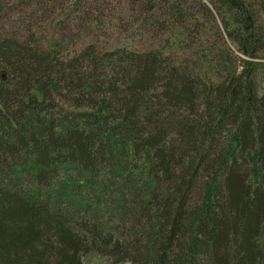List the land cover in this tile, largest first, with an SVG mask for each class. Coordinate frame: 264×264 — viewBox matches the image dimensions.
<instances>
[{
	"label": "trees",
	"instance_id": "trees-1",
	"mask_svg": "<svg viewBox=\"0 0 264 264\" xmlns=\"http://www.w3.org/2000/svg\"><path fill=\"white\" fill-rule=\"evenodd\" d=\"M208 1L247 58L215 85L0 42V264H264V0Z\"/></svg>",
	"mask_w": 264,
	"mask_h": 264
},
{
	"label": "rangeland",
	"instance_id": "rangeland-1",
	"mask_svg": "<svg viewBox=\"0 0 264 264\" xmlns=\"http://www.w3.org/2000/svg\"><path fill=\"white\" fill-rule=\"evenodd\" d=\"M1 41L30 42L64 63L87 48L102 57L122 49L156 52L207 86L241 73L247 60L208 0H0ZM255 63L264 88V53ZM56 103L70 112L86 109ZM81 264L114 263L90 252Z\"/></svg>",
	"mask_w": 264,
	"mask_h": 264
}]
</instances>
